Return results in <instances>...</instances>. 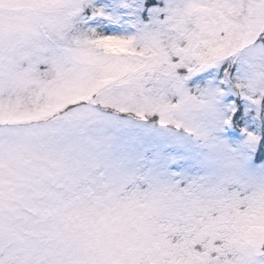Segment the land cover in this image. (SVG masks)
<instances>
[{"label":"snow or ice","instance_id":"snow-or-ice-1","mask_svg":"<svg viewBox=\"0 0 264 264\" xmlns=\"http://www.w3.org/2000/svg\"><path fill=\"white\" fill-rule=\"evenodd\" d=\"M0 264H264V0H0Z\"/></svg>","mask_w":264,"mask_h":264}]
</instances>
